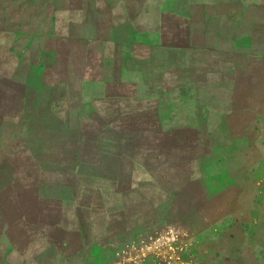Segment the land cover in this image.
Wrapping results in <instances>:
<instances>
[{
    "label": "rangeland",
    "instance_id": "rangeland-1",
    "mask_svg": "<svg viewBox=\"0 0 264 264\" xmlns=\"http://www.w3.org/2000/svg\"><path fill=\"white\" fill-rule=\"evenodd\" d=\"M83 3L14 0L21 32H0V264L168 244L186 263L189 218L246 232L230 219L264 209V0H144L126 32Z\"/></svg>",
    "mask_w": 264,
    "mask_h": 264
},
{
    "label": "crops",
    "instance_id": "crops-1",
    "mask_svg": "<svg viewBox=\"0 0 264 264\" xmlns=\"http://www.w3.org/2000/svg\"><path fill=\"white\" fill-rule=\"evenodd\" d=\"M82 1H84V5L81 8L86 11L80 12V14L92 16L94 19L93 25H95L96 19L98 20V25H106L108 23L107 20L95 18V16L107 14V12H102L101 14L99 11L105 9L110 13L109 16L113 17L110 21L111 27L121 26L125 32L130 23L127 17L143 13L142 4L144 0H117V4L113 2L115 0ZM98 1H103L102 9L99 8ZM13 2L14 0H10L11 7L9 8V0H0V23L3 24L0 26L1 33L15 34V32H21L20 27H17L20 23L15 21L14 18ZM70 24H73L72 19ZM258 211L260 215L247 217L246 219L232 216L230 220L235 224L243 225L247 231H231L227 234L228 239H224V235L220 231L219 225L222 224L223 217L207 218L198 216L193 219L189 218V220H195L203 226L192 231L193 234L191 233L190 235V240L193 239L192 243L186 245V249L185 247L182 248L184 253L189 250L188 252L186 251L189 257L186 260L188 262L178 263L176 248L168 244L156 250H149V248L140 249L139 255L146 256L144 260L136 264H264V209ZM183 220L186 221L187 218ZM164 221L168 224L169 217H164ZM208 229L210 231L207 233ZM145 230L140 231L137 238L140 235L139 238L145 239ZM148 234L149 237L153 236V234ZM126 243L125 245L131 244L129 241ZM196 251H199L198 254H196ZM125 261L126 263L123 264H127L128 260L125 259Z\"/></svg>",
    "mask_w": 264,
    "mask_h": 264
}]
</instances>
